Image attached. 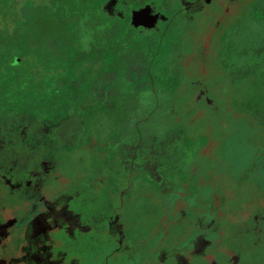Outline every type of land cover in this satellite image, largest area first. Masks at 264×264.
Returning a JSON list of instances; mask_svg holds the SVG:
<instances>
[{"label": "rangeland", "instance_id": "374dc122", "mask_svg": "<svg viewBox=\"0 0 264 264\" xmlns=\"http://www.w3.org/2000/svg\"><path fill=\"white\" fill-rule=\"evenodd\" d=\"M37 1L46 8L18 6L13 14L0 2V29L6 30L4 38L0 35L1 129L16 121L40 129L55 145L51 152L63 158V175L72 177L86 175L88 165L81 164L96 170L120 158L126 162L135 152L146 159L142 165L141 159L135 161L138 173L154 175L165 185L184 179L187 167L199 171L221 164L255 188V202H247L242 213L260 219L263 6L240 3L212 29L211 16L185 23L178 15L184 0H157L162 21L169 23L157 33L124 30L125 42L120 43L115 32L89 36L78 23L93 18V1L88 10L61 7L57 0ZM20 15L23 23L17 20ZM206 36L211 37L210 50L202 57L199 44ZM63 58L66 63L59 64ZM153 153L161 158L155 160ZM81 154L90 158L77 162ZM150 164L159 165L156 174ZM196 176L188 174L189 200L195 198L190 194L197 189ZM248 187L241 185V193ZM263 245L248 240L237 255L248 264H261Z\"/></svg>", "mask_w": 264, "mask_h": 264}, {"label": "flooded vegetation", "instance_id": "af4514ba", "mask_svg": "<svg viewBox=\"0 0 264 264\" xmlns=\"http://www.w3.org/2000/svg\"><path fill=\"white\" fill-rule=\"evenodd\" d=\"M240 3L264 7V0H184L178 15L187 24L211 16L218 29L221 16ZM144 7L155 25L135 28L131 14ZM101 8L111 23L139 33H157L169 23L161 20L157 0H104ZM210 40L199 44L200 56L207 55ZM28 125L0 128V264H248L237 255L239 246L264 244V212L260 219L242 213L255 202V188L232 169L187 167L184 179L165 185L138 173L139 160L142 165L146 159L135 152L126 162L120 158L96 170L81 164L88 165L86 175L67 176L63 158L50 150L55 145ZM81 155L77 162L90 158ZM158 166L149 168L156 174ZM188 174L197 175L192 201ZM241 185H250L245 194ZM261 253L264 264V247Z\"/></svg>", "mask_w": 264, "mask_h": 264}, {"label": "trees", "instance_id": "16d2710c", "mask_svg": "<svg viewBox=\"0 0 264 264\" xmlns=\"http://www.w3.org/2000/svg\"><path fill=\"white\" fill-rule=\"evenodd\" d=\"M16 1L15 0H0L3 8L5 10H7L8 13H12V14L16 12L18 6L24 7L25 9H27V11H32V9H34L35 7H38V6H39L38 8H41V9L43 7L46 8V6H44L46 4H42L41 1H37V0L36 1L20 0L19 3H17ZM57 1H59V5L61 7L68 6L74 10L75 9L76 10L77 9L78 10H80V9L81 10H83V9L88 10L89 5H90L89 3H91V1H93L96 5L95 6L96 11H92L93 18L92 19L89 18L88 20H86V22H79L78 21V23H80L84 27V29H86L87 34H90L89 36H91L93 33L94 34L100 33V34L104 35L105 33L108 34L110 32H113V33L115 32V34H118V36L116 37L117 41H119L120 43L125 42L123 39L124 33H125L124 30H127V29L129 30V28H127L125 24L123 26H121V28H120L117 26V24L115 22L111 23L110 20L107 18L106 15H104V13L102 11L101 7H102L103 2L100 3L99 2L100 0H57ZM60 2H61V4H60ZM93 8L94 7H92V9ZM28 15H30V14H28ZM20 16L17 20H20L19 22L23 23V21L25 20V17H24V15H20ZM5 18L8 19L7 16H5ZM30 19H33V18L30 17ZM33 20H35V17ZM1 21L4 22L5 19H2ZM77 27H78V25H75V28L74 27H72V28H74V30H75V29H77ZM92 27L95 31H91V32L88 31V29H90ZM1 28L2 29H0V35L1 36L6 35V32H5L6 30L3 27H1ZM3 38H4V36H3ZM63 59H64L63 61L62 60L59 61V64L62 62H63L62 64L66 63L65 59H67V58H63Z\"/></svg>", "mask_w": 264, "mask_h": 264}, {"label": "water", "instance_id": "95a60500", "mask_svg": "<svg viewBox=\"0 0 264 264\" xmlns=\"http://www.w3.org/2000/svg\"><path fill=\"white\" fill-rule=\"evenodd\" d=\"M147 10V7H144L137 11H133L131 14L130 25L134 26L135 28L140 26L143 27V29H150V27L152 28L155 25L156 20H151V18L148 16L149 12ZM161 20H163V17Z\"/></svg>", "mask_w": 264, "mask_h": 264}]
</instances>
